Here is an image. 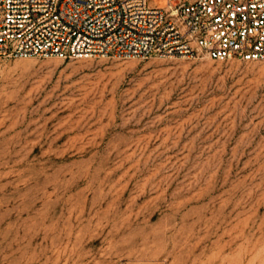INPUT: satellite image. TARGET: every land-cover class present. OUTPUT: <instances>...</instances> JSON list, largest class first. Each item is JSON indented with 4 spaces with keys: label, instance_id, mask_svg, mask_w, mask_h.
I'll return each instance as SVG.
<instances>
[{
    "label": "rangeland",
    "instance_id": "obj_1",
    "mask_svg": "<svg viewBox=\"0 0 264 264\" xmlns=\"http://www.w3.org/2000/svg\"><path fill=\"white\" fill-rule=\"evenodd\" d=\"M0 264H264V61L0 59Z\"/></svg>",
    "mask_w": 264,
    "mask_h": 264
},
{
    "label": "built area",
    "instance_id": "obj_2",
    "mask_svg": "<svg viewBox=\"0 0 264 264\" xmlns=\"http://www.w3.org/2000/svg\"><path fill=\"white\" fill-rule=\"evenodd\" d=\"M0 0V59L264 61V0Z\"/></svg>",
    "mask_w": 264,
    "mask_h": 264
}]
</instances>
